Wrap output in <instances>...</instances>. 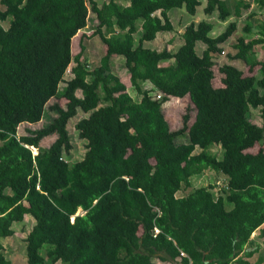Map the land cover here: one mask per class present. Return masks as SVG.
Here are the masks:
<instances>
[{
	"label": "trees",
	"instance_id": "obj_1",
	"mask_svg": "<svg viewBox=\"0 0 264 264\" xmlns=\"http://www.w3.org/2000/svg\"><path fill=\"white\" fill-rule=\"evenodd\" d=\"M200 4L0 0V264H12L1 238L15 234L13 223L27 214L35 218L25 237L27 264H264L249 259L255 250L243 254L264 224V56L255 51L261 45L264 52V20L256 17L264 0H237L234 11L227 0L207 1L205 12L218 10L222 20L251 9L244 30L253 37L238 38L234 57L260 74L224 63L221 87L214 85L215 56L237 20L216 36L213 23L191 22L177 51L146 46L174 30L171 9L196 14ZM90 10L107 47L97 66L84 57L82 39L73 51ZM198 42L206 45L202 54ZM116 55L140 99L115 73ZM63 82L66 105L49 107L57 116L18 135L21 124L42 120ZM186 95L195 120L188 112L183 127L172 129L164 103ZM259 107L262 125L250 120ZM80 109L89 112L76 123L87 152L60 160L62 151L70 155L69 121ZM209 171L227 176L219 191L217 184L194 187L192 177Z\"/></svg>",
	"mask_w": 264,
	"mask_h": 264
},
{
	"label": "rangeland",
	"instance_id": "obj_2",
	"mask_svg": "<svg viewBox=\"0 0 264 264\" xmlns=\"http://www.w3.org/2000/svg\"><path fill=\"white\" fill-rule=\"evenodd\" d=\"M99 4H102L105 0H97ZM201 4L198 6L196 14L188 13L186 9L184 8H174L170 10V16L172 18V21L175 25V28L173 31L170 32H163L159 33L157 38L153 41H147L146 46L151 47L153 49L157 50H163L165 48H168L171 51H177L180 46L184 44V39L182 37V33L185 31L186 26L190 24L191 22L198 23L201 20H207L211 23H213L214 27L211 31L212 36H216L219 33L226 30L227 26L232 22L237 20L238 29L232 34V36L224 42L221 46L223 47V51L215 56V62L216 65L214 67L215 71V79H214V85L216 87L224 86V83L222 82V72L220 70V67L224 63H232L239 68H241L246 75L255 74L256 76H259V66L254 67L253 69L250 68L249 65L246 64L245 61L241 59H236L234 55L237 52V49L235 48V43L237 42L238 38L241 36H245L246 39H251L253 35H251L248 32H245L244 28L245 26L251 22L248 18V13L251 11V9L244 10V14L242 17H238L235 14H232L229 16L226 20H222L219 14V11L216 10L212 14H207L205 12V7L207 5L208 0H200ZM230 8L232 11H234V6L236 4L237 0H227ZM257 3L252 1V8L257 9ZM96 14L90 10V20L88 23V26L80 30L77 35L73 39V51L74 54L81 51V39L83 40L82 43H84L85 49H84V57L89 61V63L92 66H97L100 64L101 57L106 53L107 47L105 46L104 42L100 38L99 35L94 34L95 32V24H96ZM256 17L260 19L261 21L264 20V13H262L260 10H258ZM254 26L257 25V21H254ZM6 26L9 25V23H5ZM257 29V28H256ZM138 35V34H137ZM206 45L203 42H198L196 46V51L199 54H202ZM255 51L257 52V57L261 58L264 56V52L262 50V46H256ZM173 61V60H171ZM71 66L69 67L66 78L69 79L71 77ZM113 69L115 73H117L121 80L126 84L132 95L136 99H140V95L134 90V88L131 85V74L128 71V68L125 65V59L123 56H113ZM149 84L146 83V86ZM65 83L63 82L60 85L59 88V94L55 97H53L46 105L45 113L42 118V120L38 123H23L19 126L18 129V135H23L27 133V129H37L41 128L43 125L49 124L52 119L57 116L56 112L49 108L52 104L58 102L61 105H66L67 98H65L62 94V90L64 89ZM262 92H264V89H262ZM78 95H82V91H78ZM163 96L164 94L161 93ZM165 106V116L167 117L170 126L172 129H179L183 127V117L186 113H190V124H192L195 120L196 116V110L195 105L192 103L189 96L184 97H176L171 96L170 100L164 103ZM89 112H84L81 109L78 111V114L75 117H72L69 121V130L70 135L72 137V143L73 147L70 150V155H66L65 151H62L60 155L64 159H69V157L72 160H79L82 159L86 152H87V144L84 139H82L79 136L78 130L76 129V123L79 119L82 117L88 116ZM250 120L254 123H257L258 125H262L263 119L261 117V107L252 109L251 111V117ZM56 139L55 135L49 136L44 138L41 145L42 146H49L51 145ZM259 148V146H256L250 151H256ZM217 149V148H215ZM198 150V149H197ZM34 153L38 152L37 148H33ZM219 153L221 152L220 149H218ZM192 183L194 187H200L205 186L209 184H217L218 187L216 188V191H219L224 185L227 183V176L220 173L218 174L215 171H209L208 173H202L200 175H196L192 177ZM190 189H184L181 194L188 193ZM35 218H33L31 215L27 214L26 218L22 222H14L13 227L15 228V234L7 237L1 238V241L4 245V252L6 254V257L10 259L12 264H27V243L25 241V237L27 235V232H29L30 228L32 227L34 223ZM255 250V253L249 257L252 261H257L260 258H264V224L254 231L251 235V241L246 244L245 249L243 251V254L246 253V251ZM242 253L240 255H243ZM159 261V259H156ZM165 263V262H160ZM60 264V263H58Z\"/></svg>",
	"mask_w": 264,
	"mask_h": 264
},
{
	"label": "clouds",
	"instance_id": "obj_3",
	"mask_svg": "<svg viewBox=\"0 0 264 264\" xmlns=\"http://www.w3.org/2000/svg\"><path fill=\"white\" fill-rule=\"evenodd\" d=\"M37 153H38V152H36V153H34V154H37ZM60 154H61V153H60ZM60 154H59V155H60ZM59 157H60V158H59L60 160L63 159L62 155H60ZM65 160H66V159H65ZM39 187H40V186H39ZM80 212H81V213H85L86 211H85V210H84V211H83V210H80ZM80 212H78V214H79ZM73 218H74V217H73Z\"/></svg>",
	"mask_w": 264,
	"mask_h": 264
},
{
	"label": "built area",
	"instance_id": "obj_4",
	"mask_svg": "<svg viewBox=\"0 0 264 264\" xmlns=\"http://www.w3.org/2000/svg\"><path fill=\"white\" fill-rule=\"evenodd\" d=\"M156 232H159V229H158V228L156 229ZM184 254H185V253H184Z\"/></svg>",
	"mask_w": 264,
	"mask_h": 264
},
{
	"label": "crops",
	"instance_id": "obj_5",
	"mask_svg": "<svg viewBox=\"0 0 264 264\" xmlns=\"http://www.w3.org/2000/svg\"><path fill=\"white\" fill-rule=\"evenodd\" d=\"M159 263L161 262L160 260L158 261ZM160 264H162V263H160ZM166 264V263H165Z\"/></svg>",
	"mask_w": 264,
	"mask_h": 264
}]
</instances>
